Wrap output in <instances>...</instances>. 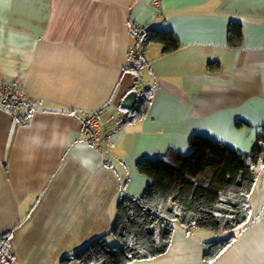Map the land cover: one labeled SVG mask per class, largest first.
Returning a JSON list of instances; mask_svg holds the SVG:
<instances>
[{
	"label": "crops",
	"instance_id": "crops-1",
	"mask_svg": "<svg viewBox=\"0 0 264 264\" xmlns=\"http://www.w3.org/2000/svg\"><path fill=\"white\" fill-rule=\"evenodd\" d=\"M232 23L243 26L240 46L229 43ZM139 27L180 46L151 43L141 69L128 70ZM15 79L32 116L19 126L0 107V237L10 235L12 264H61L111 231L123 196L152 184L141 162L190 154L194 135L253 150L264 133V0H0V82ZM137 83L152 91L146 116L94 146L82 111L111 103L108 126ZM250 204L242 229L176 223L165 253L131 264H264V167ZM224 234L234 241L208 261ZM0 264H11L1 252Z\"/></svg>",
	"mask_w": 264,
	"mask_h": 264
},
{
	"label": "trees",
	"instance_id": "trees-1",
	"mask_svg": "<svg viewBox=\"0 0 264 264\" xmlns=\"http://www.w3.org/2000/svg\"><path fill=\"white\" fill-rule=\"evenodd\" d=\"M139 30L147 47L159 43L164 52H171L180 46L173 33L139 27L134 30L135 36ZM228 34L231 45L242 44L241 24L232 23ZM131 91L143 98L133 115L138 121L149 110L152 91L140 89L138 83ZM190 144V154L171 150L153 161L141 162L138 169L152 178V184L140 198L123 196L111 231L63 257L61 264H131L155 258L169 249L176 223L213 231L242 229L250 218V195L264 167V133L246 154L200 135H194ZM108 235L121 244L110 245ZM234 239L233 234L210 242L206 259L213 261ZM0 252L6 262H14L9 234L0 237Z\"/></svg>",
	"mask_w": 264,
	"mask_h": 264
},
{
	"label": "built area",
	"instance_id": "built-area-1",
	"mask_svg": "<svg viewBox=\"0 0 264 264\" xmlns=\"http://www.w3.org/2000/svg\"><path fill=\"white\" fill-rule=\"evenodd\" d=\"M147 44L142 38V30H139L135 45L130 50V61L127 69L133 71L145 64ZM143 98L138 95L133 108L129 111L120 112L112 118L108 126L102 120L103 112L112 106L108 103L104 108L91 111H82L84 115V135L94 146L102 149L110 140L111 135L119 131L127 124L140 107ZM0 107L8 109L16 125L24 126L31 120L32 111L27 100V92L19 79L0 82Z\"/></svg>",
	"mask_w": 264,
	"mask_h": 264
},
{
	"label": "water",
	"instance_id": "water-1",
	"mask_svg": "<svg viewBox=\"0 0 264 264\" xmlns=\"http://www.w3.org/2000/svg\"><path fill=\"white\" fill-rule=\"evenodd\" d=\"M138 97V92L137 91H131L129 92L126 97L124 98L121 108L125 111H129L133 108L136 100Z\"/></svg>",
	"mask_w": 264,
	"mask_h": 264
},
{
	"label": "rangeland",
	"instance_id": "rangeland-1",
	"mask_svg": "<svg viewBox=\"0 0 264 264\" xmlns=\"http://www.w3.org/2000/svg\"><path fill=\"white\" fill-rule=\"evenodd\" d=\"M141 89V88H140ZM227 235L226 234H224V238L226 237Z\"/></svg>",
	"mask_w": 264,
	"mask_h": 264
}]
</instances>
